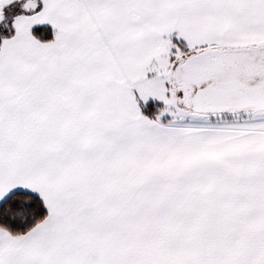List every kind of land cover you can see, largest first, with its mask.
Instances as JSON below:
<instances>
[{
  "label": "snow or ice",
  "instance_id": "6c2138e0",
  "mask_svg": "<svg viewBox=\"0 0 264 264\" xmlns=\"http://www.w3.org/2000/svg\"><path fill=\"white\" fill-rule=\"evenodd\" d=\"M0 264H264V0H0Z\"/></svg>",
  "mask_w": 264,
  "mask_h": 264
}]
</instances>
